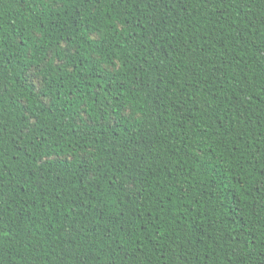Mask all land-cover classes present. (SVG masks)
I'll return each instance as SVG.
<instances>
[{"label":"trees","instance_id":"trees-1","mask_svg":"<svg viewBox=\"0 0 264 264\" xmlns=\"http://www.w3.org/2000/svg\"><path fill=\"white\" fill-rule=\"evenodd\" d=\"M0 264H264V0H0Z\"/></svg>","mask_w":264,"mask_h":264}]
</instances>
